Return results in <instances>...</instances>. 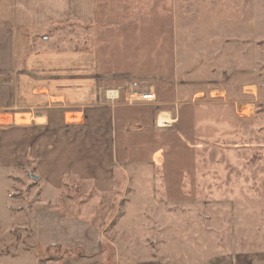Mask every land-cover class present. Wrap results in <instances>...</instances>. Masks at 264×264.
Listing matches in <instances>:
<instances>
[{"label": "crops", "instance_id": "0c3cea01", "mask_svg": "<svg viewBox=\"0 0 264 264\" xmlns=\"http://www.w3.org/2000/svg\"><path fill=\"white\" fill-rule=\"evenodd\" d=\"M174 9V0H0V184L7 195L14 176L33 173V240L49 256L64 251L59 264H109L100 227L63 204L70 191L125 196L137 180L127 169L153 165L165 196H182L198 140L234 139L248 121L251 105L224 91L209 103L184 92ZM128 88L157 100L126 103Z\"/></svg>", "mask_w": 264, "mask_h": 264}, {"label": "rangeland", "instance_id": "374dc122", "mask_svg": "<svg viewBox=\"0 0 264 264\" xmlns=\"http://www.w3.org/2000/svg\"><path fill=\"white\" fill-rule=\"evenodd\" d=\"M174 3L184 92H205L200 102L209 103L210 91H224L228 102L251 105L248 121L234 139L198 140L195 180L186 177L182 196L168 199L162 171L143 165L123 172L137 175L125 196L72 190L63 204L100 227L109 264H264V0ZM24 175L7 195L0 184V258L56 264L64 251L49 256L34 243L30 210L40 185Z\"/></svg>", "mask_w": 264, "mask_h": 264}, {"label": "built area", "instance_id": "2783aa9c", "mask_svg": "<svg viewBox=\"0 0 264 264\" xmlns=\"http://www.w3.org/2000/svg\"><path fill=\"white\" fill-rule=\"evenodd\" d=\"M106 99L110 102H118L120 101V94L118 91H108L106 93ZM125 100L126 103H138V102H147V103H154L156 102V94L149 89L147 92H139L132 88H128L125 91ZM165 118V117H164ZM164 125L161 122V119L159 120V128L167 129L170 128L173 125V121L165 120Z\"/></svg>", "mask_w": 264, "mask_h": 264}]
</instances>
